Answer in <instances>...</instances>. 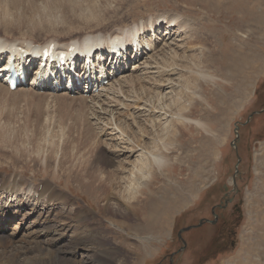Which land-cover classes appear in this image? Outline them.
<instances>
[{
    "label": "rangeland",
    "instance_id": "obj_1",
    "mask_svg": "<svg viewBox=\"0 0 264 264\" xmlns=\"http://www.w3.org/2000/svg\"><path fill=\"white\" fill-rule=\"evenodd\" d=\"M118 2L0 0L3 42L18 40L38 46L46 42L58 45L71 39L69 44L80 47L85 41L86 45H102L103 39H98L134 27L137 34L130 42L139 41L148 49L143 59H138L141 62H136L132 55L129 71L98 94H52L35 90L31 85L19 88V93L15 90L0 94V178L15 175L25 182L12 202L17 204L14 210L20 213L14 215L11 231H0L7 248L0 247V264L14 258L20 260L19 264H24L26 258L36 264L35 257L37 261L41 257L37 248L40 246L60 251V259L44 251L45 264H62V260L63 264H170L171 261L173 264H264V113L247 122L252 113L264 109V0H241V5L239 0ZM161 14L175 15L176 22L184 21L187 30L165 35V22L162 29L160 23L155 24ZM191 22L194 28L202 24L200 35L207 33L211 38L205 37L204 43L196 40L190 43L186 33ZM212 34L217 37L216 44L230 53L229 58L197 69L194 64L199 62L201 53L214 49ZM174 56L176 60L171 59ZM96 57L101 59V55ZM220 57L221 54L217 60ZM221 61H228L231 67H223ZM246 63L252 65V70L259 67V71L253 74ZM138 77L143 83L140 85L151 92L141 90L139 84H128ZM156 80H162L161 84L154 86L158 84ZM216 80L220 82L212 84ZM188 87L196 92L191 94ZM181 92L180 103L191 102L188 109L194 118L202 119L204 127L199 130L188 122L185 129V125L174 122L171 134L180 128L177 136L182 141L162 151L172 165L179 167L178 173L169 175L164 172L166 169L155 168L153 191L143 196L136 194L130 200L131 162L148 156L156 129L163 131L157 144L168 142L165 135L171 114L164 116L168 109L165 107L179 98ZM180 105L176 113L182 111ZM152 118L159 124H153ZM136 121H142L141 125L151 132L142 134V147L131 149L134 140L127 125L137 126ZM237 126L239 139L234 143ZM87 132L95 138L90 144L101 141L102 153L115 159L108 170L121 163L127 168L118 174L114 172L119 178L113 191L108 197L102 195L106 198L100 201L87 180H71L67 173V168L82 162L87 169L93 167L90 163L97 151L91 152L88 147L75 150ZM122 148H128L129 159L118 156ZM44 177L63 196L50 217L42 211L48 207L47 197L38 200L36 196L35 200L33 191L30 192L33 186L43 187ZM135 192L132 190V195ZM225 192L230 193L234 202L227 208L228 225L222 227L221 220L212 216V208L225 197ZM10 202L5 197L2 200L3 204ZM129 203L130 216L123 212ZM108 204L117 212L111 209L115 213L112 217L109 210L102 211ZM112 218L122 221L118 226L127 232L114 228ZM84 223L86 231L81 233L79 228ZM58 226L67 232L61 238L56 237L55 243L46 235L54 233ZM37 235L41 236L35 247Z\"/></svg>",
    "mask_w": 264,
    "mask_h": 264
},
{
    "label": "bare ground",
    "instance_id": "obj_2",
    "mask_svg": "<svg viewBox=\"0 0 264 264\" xmlns=\"http://www.w3.org/2000/svg\"><path fill=\"white\" fill-rule=\"evenodd\" d=\"M97 1H99V0H97ZM116 1H119L118 3H121V4H124V2H125V0H116ZM240 1L241 0H239V2ZM226 2H228V1H226ZM225 5H226V3H225ZM240 5H241V2H240ZM155 20H156L155 24H158V23L161 24V26L159 27L160 29H162V27H163L162 24H164V22H165V25L167 26L164 29L166 31L165 35H168V34L171 35L172 32H174V31H175L174 32V35H175L177 33V31H179V30H182V29H184V31L187 30V28L185 26L186 23L184 21L181 22V23L176 22L177 21V17L175 15H173V14L168 15L167 17H163L162 14H161V16H158L157 19H155ZM191 23H192V25H191ZM191 23L188 26L189 27V31L186 33V37L188 38V40L190 41V43L191 42H194L195 40L204 43V42H206V38L205 37L211 38V36H209V34H207V33H203V34L200 35V33H202V31H201V28H202L201 25L202 24H199L198 26H196L194 28L192 26H195V24L193 22H191ZM193 28H194V31H191ZM155 30H157V32H159V29L158 28H156ZM155 30L152 29L151 32L154 31L155 34H156V31ZM136 34H137L136 28H134V27H133V29H131V28L130 29H125V30H122V31L118 32V34H116V35H110L109 37H106V38L104 37V38L98 39V40L103 39L102 40V45H103V43H105L107 46L105 45L103 47L102 45H100L98 43H96L94 45H92V44L86 45L87 41H85L84 46H81V47L80 46H77V49L82 48V49H84L86 51V53L89 56L94 55V57H96L97 55L98 56L99 55H102L103 52L110 51V52H112L111 55H113V57H115V56L118 55V52L119 51H121V50L125 51L128 48L131 49L132 42H130V38L131 37H135ZM181 34H183V32ZM212 36H213V39L214 40H212L211 43H212V45L214 44L213 45L214 46V49L211 50L208 53L205 52V50L201 53V57L199 58V62L196 65L194 64L195 68H197V69H200L201 67H206L205 64H207V63H210V64H213L214 63L215 64L217 61H220L221 58H223V60H224V58H229L228 55H230V53L228 51H223V48L224 47H221L220 48V46H218V44H216L217 37H216L215 34L214 35L212 34ZM124 37H127V39H123ZM155 38H157V36ZM69 41H71V39H68V40H64L62 42H59V44H58L59 48L60 49H64V50H65L66 47L69 48L71 46V44H69L70 43ZM157 42H158V38L156 39L155 43H157ZM8 43H9V40H4V42L1 41L0 42V46L9 45ZM45 44H47V42ZM205 45H206V43H205ZM18 46H20V45H18ZM85 46H87V47H85ZM134 46L136 47L134 57H135L136 62H137L139 57H140V59H143V55L147 53L148 49L147 48H144L143 45L141 43H139V41H135L134 42ZM21 47L25 48L26 51H31L32 49H34V48H32V44L31 43H29L28 45L26 44V46H21ZM150 50H152V48H150ZM127 52H128V50H127ZM220 54H221V57L218 58L219 60H217V56L220 55ZM119 55L121 56L120 53H119ZM115 59L117 60V61H115L116 62V65L111 67V70L110 71H112L113 74H111L110 76H112V75L114 76V70H116L117 68H120L121 67L120 66V64H121L120 59H118V58H115ZM171 59L176 60V56H174ZM113 60H114V58L112 59V61ZM127 60L130 61L129 58H127ZM169 60H166L165 59V61L170 62L171 60L170 61ZM118 61H119V63H118ZM138 62H141V61H138ZM162 62H164V61H162ZM220 63H222V66L223 67H226V66H228V68L231 67V64L228 63V61L226 63H224L223 61H221ZM203 64H204V66H202ZM164 65H165V63H164ZM4 66H6V64H4ZM165 66H167V65H165ZM245 66H247L249 68V70L253 74H256L259 71V67H257V66L254 67L253 70H252V65L250 63H248V64L246 63ZM53 67L55 68L54 65H53ZM1 69H2V71H4L3 67ZM236 70L237 71H241L237 67H236ZM38 72L39 71H37L36 74ZM64 72H65V70H64V68H62V73H64ZM96 73H97V79H96L97 81L95 83V87L96 86H99V84L103 80H105L106 78H108V74L105 71V67L100 66L99 71H97ZM98 73H100V76L98 75ZM163 75H165V74H163ZM189 79L187 81H191ZM35 80L36 79L34 78V82H35ZM84 80L85 79H82V81H84ZM161 81L156 80L155 83H158V84H155L154 86H158L159 84H161ZM216 81H218V80H216ZM164 82L165 81H163V83ZM219 82L220 81H218V82H212V84L219 83ZM130 83L133 84V85L139 84V86H141L140 84L142 82H141V80L138 77L137 79L132 78L130 81H128V84H130ZM189 83L191 84V82H189ZM112 84L113 83H111V84L109 83L107 85L108 87L105 86V89L104 88L103 89L106 90V89L110 88ZM197 84H198V82H197ZM39 86H40V83L37 84L35 90ZM44 86L46 88L47 87H50L51 86V83H48V85L45 84ZM188 86H190V85H188ZM0 88H4L5 89V90H0V94H3L4 92L9 94V93L12 92L11 90H9L8 86L7 85L5 86L3 83H0ZM133 88H134V86H133ZM150 88H152V87H150ZM140 89L141 90L143 89V90H146L147 91L148 88L145 89L144 88V85H142ZM157 89H159V87ZM22 90H24V89H22ZM148 90L150 91V89H148ZM188 90L191 92V94H193L192 92H194V91H192L190 87H188ZM193 90H195V88ZM18 91H19V88H17V90L15 92H18ZM26 94H27V92H26ZM23 95H25V93ZM179 95H180L179 98H177V99L175 98L173 102H171L169 105H167L165 107V108L168 107L169 111H167L168 109H165L166 113L164 114V116H166L167 113L171 114L170 115L171 117L169 116V118H171V120H170V127L168 129L166 128L167 132H166V135H165V136H168V142L165 145H162V146H160V145L157 144L158 138H159V133L160 132H163V131H162V128L159 129V130L156 129L157 132L155 134H157V135H155V137L152 140L151 144L148 146V149H149L148 156L147 157H144L143 160H140V158L143 157V156H141L140 158H138L139 161L131 162L133 168L130 169V191L128 190L129 191L128 199H130V200L133 199L136 196V194H140V195L143 196V195H147L148 193H151L153 191V188H152L151 183H152V179H154V176L156 175L155 172H153V170L156 171L155 168H157L159 170L166 169L164 172L165 173H168L169 175H176L178 173L179 167H176L175 165H172L171 159L168 156H166L164 154V152L162 151V149L163 148H166V146H170V145H173V144H179L182 141V138H180V137L177 136L178 131L180 130V128H178L177 130H175V133L174 134H171L172 129L175 128L174 122H178V126L185 125V129H187V127H188L187 125H189V124H187L188 122L193 123V125H195L196 129H199V130H202L203 127H204V124L202 122V119L200 120V119L194 118L193 117L194 115L191 114L190 109H188V105L191 102L189 104H187V105H185V103L181 104L180 101H181V96L183 95V93L181 92V93H179ZM107 105H109L108 102H107ZM177 105H180V109L183 112L179 110V112L176 113V110L175 109H176ZM152 115H154V113ZM155 116H157V115H155ZM152 120H153L152 121L153 124H156V123L159 124V121H156V119L152 118ZM141 122H139V121L137 122L136 121L135 123L137 124V126H134L133 124L132 125H127L128 126V129L130 127V137H132V140H134V141H132L133 144L130 143L131 149H136V148L139 149L140 147H142V145H141L142 141L140 139L143 136L142 134H146L148 132H151L150 129H147L148 127L146 128V125H143V124L141 125ZM86 131H88V130H86ZM123 131H124V129H123ZM126 131H127V128L125 129V133H126ZM92 133H93V130H92ZM181 133L182 132H180V134ZM92 136L93 135L89 134V132H87V136L86 137L81 136L82 139L81 138L79 139V143L76 145L75 150H77V149L80 150V149H83L85 147H88L91 152L97 151V155L95 156L94 161L90 163V165H93V167H91L90 169L89 168L87 169L86 167H84V163L82 162L80 165L79 164L78 165H75L74 168H67V170H68L67 173L70 176L71 180L76 179V180H78L80 182H84L85 180H87V183H88V185L90 187V190L97 196L98 200L100 201V200H103L106 197H108L111 194V192L113 191V186L115 185L117 178H119L118 175H116V174L120 173V171H124V170L126 171L127 168L124 167L125 164H122L121 163L119 167H117L115 169H112V170H108L107 167L112 166L116 161H115L114 158L106 157L102 153L104 151L102 150V148H100L101 141H94L96 143L90 144V142L92 141V139H95ZM6 143H8V142H6ZM146 144L147 143L145 142L144 145H143V147L146 146ZM156 144H157V146H156ZM118 147L120 148V146H118ZM154 147L156 149L155 151H153V148ZM126 149H128V148H122V150H120L121 152H118V156H123L125 159H129V153H128V150H126ZM75 168H77V169H75ZM82 170H85L86 172L85 173H82L81 172ZM114 172H116V174ZM75 173H77V174H75ZM71 175H73V177H75V178H73ZM45 179L46 178L44 177V180ZM24 184H25V182L23 181V179L21 177L15 176V175H9V176H5L3 178H0V231L5 232L6 229L11 231V229H9V227L11 226V223H12L14 217H15L14 215L20 213V211L18 212L16 210H14L15 208H17V204L12 203V202H13V199L18 195L21 187ZM42 184H43V187H41V188H39V187H37V188L35 187L34 188V186H33L32 188H30V192L33 191V196H34L33 199H35L36 196H38V198H39L38 200H40V199L41 200H45L46 199L45 197H47L48 207H45V208L43 207L42 211L45 210V213L47 214V216L50 217L54 213V207H56L57 205L59 206V204H60V203H58L60 201L59 199L63 200V198H62L63 196L61 194H59L61 196L60 197L56 193V190H54L55 188H53L50 183L46 182V180H45V182H42ZM132 190H135L136 191L134 195H132V193H131ZM104 194L107 195L105 198L102 196ZM4 197L5 198H8V200L11 199V202L8 203V204H3L2 203V200L4 199ZM128 205H129L128 208L126 210H124L123 212L126 215L130 216V211H131L130 210V203ZM11 207L13 208V210H12ZM32 207H34V206H32ZM111 207H112V204L105 205V206L102 207V208H104L102 211L105 212V210H109L110 213H111V217H112L113 215H115V213L114 212H111V209L114 210V208H111ZM36 213H37V211L34 209V214H36ZM5 216H7V218ZM8 216H11V218H8ZM45 221L44 222H41L40 224H44ZM111 222H112L111 225L114 228L119 229L120 231H122L124 233L127 232L124 228L118 226L120 224L118 222H122V221H117L116 218H112L111 219ZM85 231H86V225L84 223V227L81 226L79 228V232L84 233ZM66 232H67L66 228H64L63 226H58V227H55V232L54 233H52L51 235L50 234L49 235H46V236L50 237L51 240L56 243L57 242L56 237H60L61 238L64 235H66L65 234ZM15 233H17V232L15 231L13 233V235H15ZM52 235H56V236L55 237H52ZM40 236L41 235H39V236L37 235L36 238H34V242H36L35 245H34L35 247H36V244H38V241L40 240ZM78 239L81 240L80 238H78ZM5 240L6 239L0 235V247L3 250H7V248L4 246ZM51 240H50V242H51ZM99 240L101 241V239H99ZM37 248H39V251L41 252V257L38 258V261H37V258L35 257L34 260H35L36 264H38V263L39 264H41V263H44L45 264V262H43V258H44L43 257L44 254L43 253H44V251H46L48 254L57 255L55 258H57V259L59 258L58 256L60 255V251L57 248L55 250L52 249V248L50 249V248H46V247H43V246H40V247H37ZM30 249H32V248H30ZM17 250H19V249H17ZM33 250H34V247H33ZM25 251H29V250H25ZM12 253H15V252L14 251L13 252L11 251V254ZM10 261L11 262H7L6 264H14L15 262H16L15 264H19L20 263V260L19 259L18 260H15V258L14 259H10ZM60 262H61V260H60ZM63 262L64 261L62 260V264H63ZM31 263L32 262L30 261V259H27V258L24 261V264H31Z\"/></svg>",
    "mask_w": 264,
    "mask_h": 264
},
{
    "label": "flooded vegetation",
    "instance_id": "obj_3",
    "mask_svg": "<svg viewBox=\"0 0 264 264\" xmlns=\"http://www.w3.org/2000/svg\"><path fill=\"white\" fill-rule=\"evenodd\" d=\"M226 190H228V188H226ZM211 194H209L210 196ZM225 197H223V199L220 201L219 204L215 205L212 208V216L215 217L216 219L218 218V221L221 220V224L220 226L224 227L226 225H228L227 221H226V212H227V208L229 206L230 203H233L234 199L232 197H230V193L229 192H225L224 194ZM224 220V221H222ZM213 221V220H211Z\"/></svg>",
    "mask_w": 264,
    "mask_h": 264
},
{
    "label": "water",
    "instance_id": "obj_4",
    "mask_svg": "<svg viewBox=\"0 0 264 264\" xmlns=\"http://www.w3.org/2000/svg\"><path fill=\"white\" fill-rule=\"evenodd\" d=\"M262 113H264V109H263L262 111L252 113V114L249 116V119L247 120V122H249L250 119L253 118L256 114H262ZM238 130H239V126H237V128H236V130H235V135H236L237 138H236V140H235L234 143H236V142L238 141V139H239ZM234 143H233V145H234ZM239 161H240V159H239ZM236 173L238 174V170H237V169H236ZM234 183H235V179H234ZM183 231H186V230H182V232H183ZM182 232H180V234H179V237H180V238H181V233H182ZM170 264H173V261H171Z\"/></svg>",
    "mask_w": 264,
    "mask_h": 264
}]
</instances>
